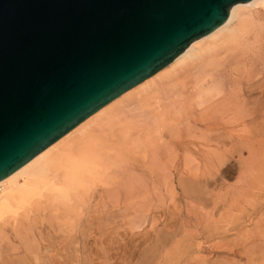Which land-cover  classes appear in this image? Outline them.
<instances>
[{
  "label": "rangeland",
  "instance_id": "rangeland-1",
  "mask_svg": "<svg viewBox=\"0 0 264 264\" xmlns=\"http://www.w3.org/2000/svg\"><path fill=\"white\" fill-rule=\"evenodd\" d=\"M257 17L261 37L250 49L221 52L217 68L194 61L178 73V96L170 97L174 108L164 126L150 144H140L91 186L75 220L55 219L61 212L44 205L28 215L22 211L16 217L1 219L0 258L30 242L36 248L38 264H58L59 260L61 264L65 259L69 264H146L148 258L151 264H264V250L258 246L262 241L256 239L260 229L264 231V117L262 113L258 121L250 122L252 117L244 114L249 108L244 97L246 87L251 89L264 82V11ZM203 74L208 76L198 84ZM214 83L220 84V92L204 96V88ZM138 92L136 89L116 99L104 112L122 107L130 114L136 113L134 100ZM240 109L244 112L239 119L236 116L241 115ZM254 123L262 128L257 129ZM138 134L135 131L131 136ZM75 136L60 144H68ZM222 144L230 150L228 155ZM180 176L183 189L177 181ZM192 180L198 184L197 190L200 186L205 189L200 192V187L197 192L191 186L194 190L190 188L192 192L188 193L184 187L188 181L193 185ZM25 226L30 229L26 236L21 233ZM67 245L73 252L61 253Z\"/></svg>",
  "mask_w": 264,
  "mask_h": 264
},
{
  "label": "water",
  "instance_id": "water-1",
  "mask_svg": "<svg viewBox=\"0 0 264 264\" xmlns=\"http://www.w3.org/2000/svg\"><path fill=\"white\" fill-rule=\"evenodd\" d=\"M248 0H0V180Z\"/></svg>",
  "mask_w": 264,
  "mask_h": 264
},
{
  "label": "bare ground",
  "instance_id": "bare-ground-1",
  "mask_svg": "<svg viewBox=\"0 0 264 264\" xmlns=\"http://www.w3.org/2000/svg\"><path fill=\"white\" fill-rule=\"evenodd\" d=\"M262 11H264V0H248V1L240 2V3L232 5L228 10V18L221 26H219L212 32L190 42L189 45L185 48V50L176 59H174L168 66H166L159 72L155 73L153 76L144 80L143 82L133 87L132 89L128 90L127 92L123 93L121 96L117 98L119 99L129 94L130 92L136 89H139V92L136 95L137 98L134 100V104H135L134 107H135L136 113L130 114L124 111L122 107H115V108L108 110V112H104V110L107 107H109L115 101H117L115 99L112 102H110L108 105L101 108L93 115H91L85 121L77 125L74 129H72L69 133L61 137L59 140H57L56 142L52 143L51 145L46 147L44 150L39 152L37 155H35L32 159H30L27 163L19 167L13 173L8 175L4 179L0 180V220L8 216L16 217L17 214L22 211L23 213L28 215L34 209H39V207L41 206L43 207V205L44 207L45 206L49 207V209H51L54 212L56 211L61 212L60 215L54 217L55 219L70 218V219L75 220L76 217L78 216V211H79L80 206L82 205L83 198L86 196L91 186L96 181H98L101 178V176H103L105 172L108 169H110V167L116 166L119 162L123 161L128 156H130L131 153L134 150H136L140 144H143V145L150 144L152 140L155 138V136L157 135L158 131H160V128L162 127V125L164 126V122H165L167 115L174 108V104L170 100V97L178 96V87L180 86V83H178L179 81L176 79L178 73L182 71L184 67H186L188 64L194 61L201 62L203 64V67L208 65L212 68H217L220 66V60L222 59L221 58L222 54L220 55L221 52H224L226 54L228 52L243 51L246 49H250L251 46L257 43L259 40L262 27L260 25V20L258 19L257 15ZM259 75H262V74L261 73L253 74L250 77V80L255 79ZM207 76H208L207 74L200 75L199 77H203V78H198L197 83L200 84L204 82ZM194 77L196 76L194 75ZM156 78L158 79V82H155ZM162 80H165V82ZM183 82H186V81H183ZM256 83H259V82H256ZM262 83L260 82V84H256V86L254 88L252 87L251 89L250 87H246L248 90L244 92L245 100L247 101V104L249 105V108L246 111L247 113H244V114L245 116H247L246 114H248V118L252 117L250 122L258 121L259 119L258 117H260L262 113L264 117V86H262L264 85V82ZM204 89H205L204 92L202 91L204 96L205 94L214 95L220 92V84L214 83L210 87L204 88ZM242 109H240V111ZM244 109L246 110V108ZM243 112L241 111L240 113L241 115L236 116V118L239 117L240 119V117H242L243 115ZM95 118L96 120H94V122H91V124L93 123V125L89 126L88 124L89 121ZM230 118L232 119L233 117H229V119ZM234 121L238 122L239 120L237 121L234 120ZM234 121L232 122L235 123ZM261 121L264 123L263 120ZM167 125L168 124H166V126ZM254 125L255 127L257 126L256 123H254ZM260 125L261 124H259L258 127L256 128L257 129L262 128V126ZM135 131L138 132L139 134L135 137H132L131 135ZM73 134H76V136L71 142H69L68 144L67 143L63 144V145L60 144L62 143V141L66 140ZM245 134H248V132H246ZM221 136L223 137V135ZM222 140L225 141V143L228 142L226 141L227 140L226 138L225 140L224 138ZM223 146L224 145L222 144V147ZM223 150L228 151V149L225 150L224 147H223ZM229 151L226 152V155H228ZM216 153L218 154L217 151ZM181 178L182 177L180 176L179 178L180 180H177V181L180 182L182 180ZM193 180H192V183H193ZM105 181L106 180H104V182ZM104 182L102 184H105ZM180 184H181V188L183 189L182 186L184 185V182L182 181V183L180 182L179 185ZM188 185H189V181H188V184L186 183V186L184 188L188 189L189 191L187 192L189 193L190 191L192 192V190L190 189L192 188L191 186H193L196 189V186L198 184L196 183L195 185L193 183V185H189V186ZM200 187L198 188L200 189ZM203 187L205 189V186ZM203 187H201L202 189H200V192L201 190H203ZM199 189L198 190L196 189L197 192H199ZM191 196L196 197V195H192V194ZM198 197L199 199L198 198L196 199L200 200L199 195ZM84 224H86L85 226H87L86 221ZM87 229H86V232H88ZM92 230L91 231L94 232V227ZM260 230H261V232L259 231L260 236L258 237V235H256L258 237L256 239L258 240V242L262 241V244L259 243L258 246H259V249L264 250V248H262L264 247L263 246L264 245L263 243L264 234L261 235V233L262 232L264 233V231L262 229ZM29 232H30V229H28V226L22 227L21 233H23L25 236L28 235ZM86 234H90V233H86ZM161 235L163 237V234ZM81 236L84 237L83 232L81 233ZM157 236H159V233ZM86 237L88 238L87 235ZM61 239L59 238L60 242H61ZM80 243L82 242L80 241ZM27 244H24L23 247H17L10 251H7V253H5L2 256V258H0V264H38L39 258H37L36 248L30 242H28ZM43 245L45 246V244H42V246ZM58 245L60 246V244ZM46 246H49L48 243ZM63 246L61 247L63 248ZM61 247H59V249H62ZM68 247H65L63 249L64 252H61V253H64V254L65 252L68 253V250H70V247L69 248ZM83 249H84V245H83ZM74 250H75L74 252H77L76 249ZM147 250L149 252L150 249H147ZM51 252H53L52 249H51ZM72 252L73 251L70 250V253ZM143 252H142V255H143ZM70 253L69 255L71 256L72 254ZM41 254L43 255L42 252L40 253V255ZM55 255H57V253ZM83 255H81L82 258L84 257ZM126 255H127V252H126ZM51 258H52V255H51ZM54 258L56 259V257ZM62 258H64V256ZM52 259L50 260L53 261L54 259L53 260ZM148 259L150 262V258ZM59 261H57L58 264L60 263ZM147 262L146 264L149 263ZM67 263L69 264V262L65 259L64 262L62 260L61 264H67ZM151 263L152 262H150V264ZM41 264H46V263L42 262Z\"/></svg>",
  "mask_w": 264,
  "mask_h": 264
}]
</instances>
